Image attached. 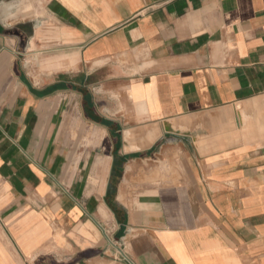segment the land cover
I'll return each instance as SVG.
<instances>
[{
	"label": "crops",
	"instance_id": "0c3cea01",
	"mask_svg": "<svg viewBox=\"0 0 264 264\" xmlns=\"http://www.w3.org/2000/svg\"><path fill=\"white\" fill-rule=\"evenodd\" d=\"M0 264H264V0H0Z\"/></svg>",
	"mask_w": 264,
	"mask_h": 264
}]
</instances>
